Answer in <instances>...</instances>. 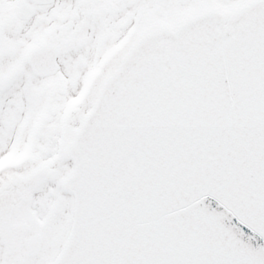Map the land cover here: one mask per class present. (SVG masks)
I'll return each instance as SVG.
<instances>
[{
  "label": "snow or ice",
  "instance_id": "6c2138e0",
  "mask_svg": "<svg viewBox=\"0 0 264 264\" xmlns=\"http://www.w3.org/2000/svg\"><path fill=\"white\" fill-rule=\"evenodd\" d=\"M0 264H264V0H0Z\"/></svg>",
  "mask_w": 264,
  "mask_h": 264
}]
</instances>
